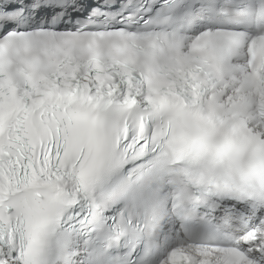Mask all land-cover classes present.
<instances>
[{"label": "snow or ice", "instance_id": "obj_1", "mask_svg": "<svg viewBox=\"0 0 264 264\" xmlns=\"http://www.w3.org/2000/svg\"><path fill=\"white\" fill-rule=\"evenodd\" d=\"M0 264H264V0H0Z\"/></svg>", "mask_w": 264, "mask_h": 264}]
</instances>
